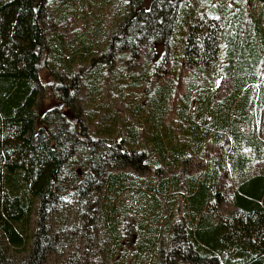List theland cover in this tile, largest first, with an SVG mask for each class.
<instances>
[{"label":"trees","instance_id":"obj_1","mask_svg":"<svg viewBox=\"0 0 264 264\" xmlns=\"http://www.w3.org/2000/svg\"><path fill=\"white\" fill-rule=\"evenodd\" d=\"M104 77L143 97L117 109ZM126 241L133 264H264V0H0V264Z\"/></svg>","mask_w":264,"mask_h":264},{"label":"rangeland","instance_id":"obj_2","mask_svg":"<svg viewBox=\"0 0 264 264\" xmlns=\"http://www.w3.org/2000/svg\"><path fill=\"white\" fill-rule=\"evenodd\" d=\"M73 2L75 5L77 4V0H73ZM103 10L105 12H107L108 7L107 6L104 7ZM74 20L75 21H72V23H71L72 25H78V23H80L79 19L76 18ZM160 55L161 54H158L156 56L155 62L159 63ZM38 77L45 85H49L50 81H52L50 78L49 72L43 63H41L39 65ZM111 83L112 82H110V78L104 77V80L101 84L102 97H105V99L107 98V100H110L113 103V106L116 107L117 109H120L122 106L124 107V104L126 103L124 101L130 97L131 93H132L133 97L135 96L138 99H141L143 97L145 88H144V90H142V89L141 90L131 89L130 88L127 91H126V89L121 88L120 92L118 93V91H116L112 88ZM148 87H149V84H146V88H148ZM45 88L46 89L44 90L43 96L39 97L36 101L35 110H36L37 119L42 118L43 115L46 112H48L50 109L52 110L54 105H56V103L58 102V100L55 97L54 91H52V89H50V88H47L46 86H45ZM85 93H86V87H81L79 89V91H77V93L74 96L73 101H72V103L74 104L72 115L78 117L79 119H83V120L85 119L84 112L87 111L89 109V107H92V105L89 103L85 104V99H84ZM109 96H111V97H109ZM54 116H55V114L51 112L49 114V119L53 120ZM86 124H87V122H86ZM39 126H50V124L46 125V123H44L42 121H38L37 127H39ZM85 129L89 135L90 134L93 135V126L92 125L86 126ZM66 196H68V195H66ZM173 199H175L173 201V205H172L173 209L179 211V209H180V197L178 195H175V196H173ZM123 247L124 248L120 249V250L125 249L124 251H121V252H123V255L121 258L119 257L121 252H119L114 259H107L103 263L98 262V258L92 257V260H94V259L96 260L92 264H133V261L130 258V252L133 250L132 242L126 241L123 244ZM167 264H170V263H167ZM172 264H174V263H172Z\"/></svg>","mask_w":264,"mask_h":264},{"label":"water","instance_id":"obj_3","mask_svg":"<svg viewBox=\"0 0 264 264\" xmlns=\"http://www.w3.org/2000/svg\"><path fill=\"white\" fill-rule=\"evenodd\" d=\"M56 105H57V108H60L62 106L60 102H57ZM68 119H71V118L68 117ZM70 121L75 122L74 118H72Z\"/></svg>","mask_w":264,"mask_h":264}]
</instances>
